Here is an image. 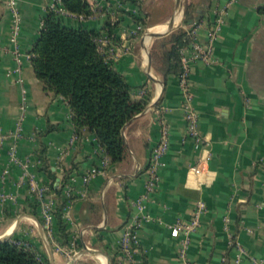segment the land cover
I'll use <instances>...</instances> for the list:
<instances>
[{
    "label": "crops",
    "instance_id": "1",
    "mask_svg": "<svg viewBox=\"0 0 264 264\" xmlns=\"http://www.w3.org/2000/svg\"><path fill=\"white\" fill-rule=\"evenodd\" d=\"M53 1L15 0L20 20L14 36L12 6L0 0V193L10 195L0 196V238L25 241L53 264L94 258L83 252V243L123 264L120 240L134 229L138 264H184L180 237L170 227L177 217L189 219L203 201L187 258L196 264H264V0H202L195 6L203 44L208 24L219 13L222 18L211 41L213 61L190 62L198 145L187 134L178 74L163 82L151 66L160 84L147 71L149 49L140 28L165 29L168 19H152L151 0H87L89 14L57 13L66 25L100 32L104 57L123 75L132 97L145 102L124 128L128 156L118 164L93 132L76 134L68 101L44 88L27 57ZM108 23H115L111 31ZM162 125L168 147L158 183L140 211L135 201L145 193L149 152ZM201 157L206 159L196 175L192 167ZM91 167L99 171L83 180ZM52 176L61 191L50 189L48 198L53 209L65 202V237L55 215L47 233L29 190L31 177L49 186Z\"/></svg>",
    "mask_w": 264,
    "mask_h": 264
},
{
    "label": "trees",
    "instance_id": "2",
    "mask_svg": "<svg viewBox=\"0 0 264 264\" xmlns=\"http://www.w3.org/2000/svg\"><path fill=\"white\" fill-rule=\"evenodd\" d=\"M70 12L89 14L87 0H61ZM196 8L194 7V10ZM191 12H186L182 25L155 37L150 47L151 65L163 82L169 74L181 71L180 49L190 41L188 30L197 20L188 23ZM138 20L139 18L136 17ZM113 24H107L111 31ZM100 32L95 29L64 24L54 10H48L42 20L38 37L32 44L30 60L35 75L51 90L68 101L76 134L91 131L112 163L118 164L128 156L123 135L126 124L144 107L143 99L132 97L123 75L108 61L98 47ZM50 172L49 167L43 166ZM54 176L49 186L57 195ZM59 201L54 215L59 230L65 237V221ZM0 264H51L16 238L0 240ZM70 264H81L77 261ZM113 264V261L111 262Z\"/></svg>",
    "mask_w": 264,
    "mask_h": 264
},
{
    "label": "built area",
    "instance_id": "3",
    "mask_svg": "<svg viewBox=\"0 0 264 264\" xmlns=\"http://www.w3.org/2000/svg\"><path fill=\"white\" fill-rule=\"evenodd\" d=\"M10 5L12 6L13 13V28L12 34L14 36L17 35L19 29V14L16 8L15 0H9ZM49 9L54 10L56 13L65 12L70 15H77L79 17L84 16L82 13H73L68 11L61 3V0H54L50 3ZM222 23V18L220 13L216 16L213 21L208 24L207 27V35H208V43H201L196 36V27L198 22L192 26L188 33L190 35V41L187 45L183 46L180 49V61H181V71L178 73L180 86L182 89V104L181 107L184 111V116L186 119V130L187 134L191 136L196 145L202 143V137L198 133L196 128L197 122V114L192 106V93L190 91V79H189V68L191 60L202 59L206 62H212V48L211 41L214 38L216 31L220 28ZM98 47L101 50V45L104 41L102 37H98L97 39ZM191 49V54H186V49ZM30 58V54L27 55ZM142 92V91H140ZM162 109V106H161ZM21 131V127L18 126L15 131L16 135ZM168 147V130L165 125H162L159 131L158 138L154 145L151 147L148 157V163L146 167L147 179L145 184V193L138 197L135 201L136 207L143 211L145 208L144 199L149 195L154 188L156 187L159 180V166L161 164V158ZM206 157H201L200 161L192 167V171L194 174L199 175L202 171L201 163L204 161ZM106 158L105 161L106 162ZM99 169L96 167L89 168L83 174V180H88L92 175L98 172ZM29 190L32 196L35 198L37 205L39 207L41 220L45 229L48 230L47 233L51 232V223L54 218L55 209L52 207V199L48 198L50 187L47 183L40 181L34 177H31L29 180ZM2 197H9L10 195L7 193H0ZM65 197H68L67 190L64 193ZM204 209V202L198 201L193 209V212L189 219H181L177 217L174 220V223L170 227V233L174 237H180V245H179V256L184 259V264H196L194 261H191L187 258V249L189 246V242L191 239V234L200 224V214ZM67 209H62V215L66 214ZM141 218H147L146 214H142ZM51 237V233H50ZM26 246H29L27 243ZM135 246H136V235L134 229L127 230L120 240V252H121V260L123 264H138V261L135 257ZM30 247V246H29ZM56 250H61V245H55ZM37 256L40 257L39 254Z\"/></svg>",
    "mask_w": 264,
    "mask_h": 264
},
{
    "label": "rangeland",
    "instance_id": "4",
    "mask_svg": "<svg viewBox=\"0 0 264 264\" xmlns=\"http://www.w3.org/2000/svg\"><path fill=\"white\" fill-rule=\"evenodd\" d=\"M151 1H152V7L149 9V11H150V13L152 12V15H151L152 19H154L156 17L158 18V16H168L167 17L168 19L163 21V22H165L164 24H166L168 26V25H170L168 20H169L170 16L173 14L172 16L174 17V19H173V22H172V26H173L172 29H174V28L182 25L183 18L185 17L186 12H188V13L191 12L190 16H193L195 14V11H193L194 7L196 6V4L198 2H200L202 0H178L180 2V12H177L176 14L174 12L175 11L176 0H151ZM180 13H181V19L179 21L178 20V16H179ZM149 28H151L150 25L149 26H143V27L140 28V30L142 31V33H144ZM154 38L155 37H152L150 39L149 44H148L149 52H150V47H151V44H152V41H153ZM153 73H154V75L156 77L159 78V76L156 75L155 72H153ZM22 242L25 245H27V242H25V241H22ZM100 256H104V255L100 254ZM93 257L94 258L89 257L86 260H82L84 263H81V264H102L101 260L98 257H95V256H93Z\"/></svg>",
    "mask_w": 264,
    "mask_h": 264
},
{
    "label": "water",
    "instance_id": "5",
    "mask_svg": "<svg viewBox=\"0 0 264 264\" xmlns=\"http://www.w3.org/2000/svg\"><path fill=\"white\" fill-rule=\"evenodd\" d=\"M173 17V16H172ZM171 17V19L169 20V23H170V25H172V22H173V18ZM196 20V17H190V18H188V23H192V22H194ZM173 28V26H171L168 30H166V31H164V32H158V31H148V30H146V32H145V34H147L149 37H157V36H159V35H162V34H165V33H167V32H169L171 29ZM147 58H148V64H147V71H148V73H149V75H150V77L153 79V80H155L156 82H158V83H160L159 81H158V79H156L151 73H150V70H151V57H150V53H149V51H147ZM161 84V83H160ZM1 239H4V238H0V240ZM83 252H88V253H90V254H92V255H94L95 257H98L99 258V256H100V254H102V253H100L99 251H97V250H95V249H91L90 247H88L85 243H83ZM103 255V254H102ZM74 257H76V256H74ZM72 262H74V258H72L67 264H70V263H72ZM50 263L51 264H53V261H50ZM106 263L107 264H111L110 263V260L108 259V258H106Z\"/></svg>",
    "mask_w": 264,
    "mask_h": 264
},
{
    "label": "bare ground",
    "instance_id": "6",
    "mask_svg": "<svg viewBox=\"0 0 264 264\" xmlns=\"http://www.w3.org/2000/svg\"><path fill=\"white\" fill-rule=\"evenodd\" d=\"M175 14L177 12H180V2L178 0H176V5H175ZM181 19V13L179 14L178 16V20ZM172 25H168L167 28L165 29H151V30H148V31H158V32H164L166 30H168ZM151 39V37H149L147 34L144 35V39H143V44H144V47H146L148 45V42L149 40ZM145 55H146V50H145ZM102 264H107L106 263V260L105 259H100Z\"/></svg>",
    "mask_w": 264,
    "mask_h": 264
}]
</instances>
